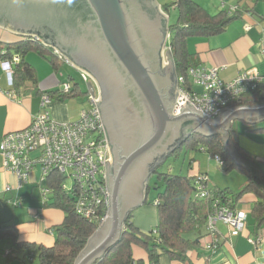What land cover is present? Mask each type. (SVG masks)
<instances>
[{
	"label": "water",
	"instance_id": "water-1",
	"mask_svg": "<svg viewBox=\"0 0 264 264\" xmlns=\"http://www.w3.org/2000/svg\"><path fill=\"white\" fill-rule=\"evenodd\" d=\"M0 26L57 49L96 85L97 92L90 89L116 167L109 214L75 264H93L120 240L130 212L145 200L149 178L178 141L195 132L222 134L241 163L231 147L232 123L264 120V103L229 107L213 120L191 106L175 113V63L171 51L168 63L163 54L169 21L157 0H0Z\"/></svg>",
	"mask_w": 264,
	"mask_h": 264
},
{
	"label": "crops",
	"instance_id": "crops-1",
	"mask_svg": "<svg viewBox=\"0 0 264 264\" xmlns=\"http://www.w3.org/2000/svg\"><path fill=\"white\" fill-rule=\"evenodd\" d=\"M195 1L212 15L231 6H238L237 17L229 22L225 30L215 35L188 37L187 48L194 55L197 66L218 67L220 76L226 81L245 71H258L263 76L264 85V0ZM19 39L17 33L0 26V47H5V43L18 42ZM50 57L51 55L44 56L37 52H29L26 55V60L36 69L37 82L27 81L19 89L10 86L1 64L4 59H0V141L6 133L28 127L33 117L41 110V93L61 87L65 78L73 75V68L70 65L66 64V69L61 65L57 67ZM86 100L87 97L83 96L53 100L49 110L58 121L77 120L86 106ZM232 127L236 130L234 134L237 136L239 146L264 161V120L253 124L246 123L243 119L235 120ZM201 173L209 174L201 170L197 174ZM42 175L41 167L37 166L31 171L29 180L20 184L17 175L4 168L3 157L0 154V226L15 224L20 242L51 246L56 239V228L64 221L65 212L59 207L46 205L43 201L42 188L48 184ZM242 182L240 189L245 184V177ZM216 183L210 186L230 187ZM158 184L162 185V182H157L155 187ZM6 186H11V189L5 191ZM243 198L237 209L246 211L250 220L255 197L251 193H246ZM157 200L158 190L154 198H149V192L145 193L143 203L130 212V221L140 230L149 232L157 227ZM217 227L216 237L207 232L206 226L199 234L191 235L192 238L198 235L202 237L201 245L187 252L189 263L162 255L158 264H264V225L258 232L247 225L242 233L234 236L229 233L224 222L220 221ZM258 237H260L258 245L252 244L249 240ZM215 239L216 247L207 248ZM133 252L136 259L153 264L145 248L134 245ZM22 256V252L13 250L10 240L0 239V264H25Z\"/></svg>",
	"mask_w": 264,
	"mask_h": 264
},
{
	"label": "trees",
	"instance_id": "trees-1",
	"mask_svg": "<svg viewBox=\"0 0 264 264\" xmlns=\"http://www.w3.org/2000/svg\"><path fill=\"white\" fill-rule=\"evenodd\" d=\"M169 6H174L179 11L177 22L169 25L168 45L175 63L174 77L176 79L177 76H186L189 80V69L197 66L198 63L187 48L188 37L220 33L225 30L232 19L237 17V11L231 12L225 9L212 15L195 0H171L162 7L168 8ZM19 37L18 42L5 43V47H0V59L12 60L16 55L20 57V61L13 67V87L15 89H19L27 81L37 82L36 69L26 60V55L29 52H37L44 56L51 55L50 60L57 67L63 64L53 48L27 36ZM71 76L73 87L70 92L64 93L62 85L55 90L44 91L51 96L52 101L88 95V91L81 87L80 81H76L74 76ZM188 86H190V81ZM262 103H264V85L261 84L258 88L244 93L235 104L258 105ZM235 131V128L232 127L231 147L241 163H238L232 156L222 134L192 133L183 142L178 141L170 156L180 157L185 147L186 149L205 150L213 157L218 155L221 159L219 165L222 170L226 172L238 170L244 175L245 184L240 190L231 187H212L209 183V187L213 190V196L208 199H199L196 197V190L200 174L189 176L175 173L170 167L167 170H161L160 166L165 164L169 156L154 170L157 179L162 182V185L158 184L155 187L158 189L159 199L156 203L158 207L157 227L149 232L142 231L130 221L129 214L120 240L93 264H146L145 260L134 257V245L145 248L149 260L153 264H158L162 255L189 263L187 252L200 246L202 237V235H198L192 238L191 235L199 234L205 228L208 216L214 209L213 203L218 198L222 204L236 210L237 206L243 202V196L246 193L253 194L255 200L250 215L251 219H247V225L252 226L254 231L258 232L264 225V161L239 146ZM65 181V175L58 172L50 173L47 178V184L52 188V194L45 204L59 207L65 212L64 221L56 228V239L53 245L20 242L15 224L0 226V239L10 240L13 250L23 253L22 260L25 264H75L79 253L100 226L98 221L90 220L76 212L77 195L75 192H69L63 188ZM161 187H163L162 190ZM150 189L148 186L146 193Z\"/></svg>",
	"mask_w": 264,
	"mask_h": 264
},
{
	"label": "built area",
	"instance_id": "built-area-1",
	"mask_svg": "<svg viewBox=\"0 0 264 264\" xmlns=\"http://www.w3.org/2000/svg\"><path fill=\"white\" fill-rule=\"evenodd\" d=\"M237 9L238 6H231L228 10L235 12ZM27 37L43 44L36 37ZM53 50L59 59L78 71L80 81L86 84L88 91L86 106L77 120L58 121L49 110L52 103L51 96L43 92L41 110L33 117L29 126L6 133L2 137L0 154L3 157V166L17 175L20 184L29 180L31 171L37 166L42 169L43 179H47L52 172L61 173L66 179L71 178L72 186L68 188L64 182L63 188L76 193V212L102 225L110 209L107 167L112 160V147L98 104L91 91L92 89L97 92L96 85L88 73L57 49L53 48ZM169 51H171L170 46ZM18 61L19 56H14L12 60L1 61L10 86H13V65ZM176 79L175 113H180L183 108L191 106L213 120L229 107L239 105L235 103L247 91L258 88L262 84L263 76L258 71H245L234 79L226 81L220 76L218 67L194 66L188 71L189 80L186 76H177ZM189 81L190 86H188ZM72 87V80L62 83L64 93L70 92ZM215 158L218 162L221 161L218 155ZM10 189L11 186H6L5 191ZM51 194L50 186L42 188L44 202ZM212 196L213 190L209 187L208 174H200L197 179L196 197L208 199ZM213 205L214 209L206 223L209 234L216 237L217 224L220 221L228 226L229 233L233 236L247 228L248 213L246 211L233 210L222 204L219 198L215 199ZM249 240L252 244L258 245L260 237ZM216 241L217 239L209 243L207 248L216 247Z\"/></svg>",
	"mask_w": 264,
	"mask_h": 264
},
{
	"label": "rangeland",
	"instance_id": "rangeland-1",
	"mask_svg": "<svg viewBox=\"0 0 264 264\" xmlns=\"http://www.w3.org/2000/svg\"><path fill=\"white\" fill-rule=\"evenodd\" d=\"M158 3L161 6V9L166 12L168 16L169 25H173L178 20V8L174 6H169L168 8H163L162 6L171 0H157ZM164 60L165 63L169 62V45L167 43V46L164 50ZM35 55V54H34ZM62 68L66 69L67 65L63 64L61 65ZM64 66V67H63ZM69 68V67H68ZM72 74L76 81H80L79 73L77 70H72ZM72 76H68L65 78V81H71ZM81 87L84 90H87V86L83 81H80ZM198 88V87H197ZM83 97H87V94ZM239 124L241 121L238 122ZM188 150V151H187ZM168 167L175 172V173H181V174H189L194 175L201 171H207L209 174V183L210 185H213L216 182H219L222 186H230L231 188L235 190H240V186L242 185V181H244V175L238 171L233 170L226 172L221 169V166L219 165V162L216 160L215 157L210 155L205 150H193V149H186V147L183 149V152L180 157H177L175 155L170 156L165 164L160 166L161 170H167ZM198 175V174H197ZM157 174L154 173L149 178L148 186H150L149 190V198H154L155 195H157V190L155 189L156 183H157ZM66 185L69 187L72 186L73 180L71 178L66 179Z\"/></svg>",
	"mask_w": 264,
	"mask_h": 264
},
{
	"label": "flooded vegetation",
	"instance_id": "flooded-vegetation-1",
	"mask_svg": "<svg viewBox=\"0 0 264 264\" xmlns=\"http://www.w3.org/2000/svg\"><path fill=\"white\" fill-rule=\"evenodd\" d=\"M174 96L176 97V88L174 89ZM189 129H190V127L186 126L184 131H187ZM158 163H159V161L156 160L155 163H153V164L151 163L150 166L153 167V166H155ZM115 165H116V157H115L114 153H112V160L108 163V167H107L108 181H110L111 174L115 170V167H116Z\"/></svg>",
	"mask_w": 264,
	"mask_h": 264
},
{
	"label": "clouds",
	"instance_id": "clouds-1",
	"mask_svg": "<svg viewBox=\"0 0 264 264\" xmlns=\"http://www.w3.org/2000/svg\"><path fill=\"white\" fill-rule=\"evenodd\" d=\"M170 37V36H169ZM169 39V38H168Z\"/></svg>",
	"mask_w": 264,
	"mask_h": 264
}]
</instances>
